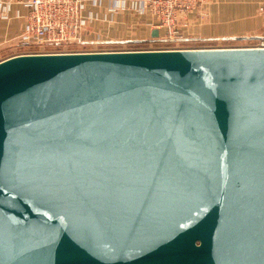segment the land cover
Masks as SVG:
<instances>
[{"label":"water","instance_id":"1","mask_svg":"<svg viewBox=\"0 0 264 264\" xmlns=\"http://www.w3.org/2000/svg\"><path fill=\"white\" fill-rule=\"evenodd\" d=\"M0 264H264V48L1 59Z\"/></svg>","mask_w":264,"mask_h":264},{"label":"built area","instance_id":"2","mask_svg":"<svg viewBox=\"0 0 264 264\" xmlns=\"http://www.w3.org/2000/svg\"><path fill=\"white\" fill-rule=\"evenodd\" d=\"M90 1L92 4H99L101 0ZM204 2L205 0H110L108 21L112 22L114 15L118 12L129 11L139 18L144 17L143 20L147 25L164 29V34L154 39V43H183L188 42L185 40L188 37L184 35L183 30L190 25L191 14L200 12L199 17L200 19L203 18L202 7ZM11 4L22 5L27 9V12L25 13V29L17 39V45L21 50L10 56L35 53L85 52L80 50H58V47L83 42L84 29L89 21L96 17L95 15H84L86 0H0V18L8 17ZM257 13L264 22V0L258 4ZM41 45L57 48L39 51L33 49ZM231 47L264 48V32L245 45ZM186 48L208 47L179 45L149 49Z\"/></svg>","mask_w":264,"mask_h":264},{"label":"crops","instance_id":"3","mask_svg":"<svg viewBox=\"0 0 264 264\" xmlns=\"http://www.w3.org/2000/svg\"><path fill=\"white\" fill-rule=\"evenodd\" d=\"M261 1L263 0H205L202 7L204 17L200 19V12L192 13L190 25L183 33L192 39V42L217 44L236 42L237 38H257L264 32V22L257 13V6ZM109 4L110 0H101L99 4L86 0L84 15L96 17L89 21L83 31L84 44L95 48L96 44L100 43H151L157 38L151 36L154 29L158 30V36L164 34V29L147 25L143 21L144 17L139 18L129 11L118 12L112 22L108 21ZM26 12L24 6L11 4L8 17L0 18V60L21 50L17 39L25 29ZM108 35L112 36L113 40L96 39ZM123 36L127 38H120Z\"/></svg>","mask_w":264,"mask_h":264},{"label":"rangeland","instance_id":"4","mask_svg":"<svg viewBox=\"0 0 264 264\" xmlns=\"http://www.w3.org/2000/svg\"><path fill=\"white\" fill-rule=\"evenodd\" d=\"M204 17V16H203ZM144 21V20H143ZM122 39H126L127 37L123 36L120 37ZM96 39L99 40H113V37L108 35V36H101V37H97ZM83 40H85V38L83 37ZM249 43V41L247 42H226V43H221V44H217V43H212V42H183V43H177V42H166L165 44H158V43H139V44H132V43H127V44H123V43H112V44H104V43H100V44H96L97 47H91L90 45H86L84 43H80V44H72V45H62L58 47V50H80V51H93V50H106V49H119V48H125L126 50H140V49H149V48H156V47H174V46H192V47H215L218 45H220L221 47H231V46H241V45H245ZM183 44V45H182ZM57 47H52V46H37L34 47L33 49L39 51V50H53ZM123 50V49H122Z\"/></svg>","mask_w":264,"mask_h":264},{"label":"trees","instance_id":"5","mask_svg":"<svg viewBox=\"0 0 264 264\" xmlns=\"http://www.w3.org/2000/svg\"><path fill=\"white\" fill-rule=\"evenodd\" d=\"M156 39V38H155ZM186 41H188V42H191V43H193L191 40L192 39H189V38H187V39H185ZM237 40V42H241V41H243V42H247V41H251V40H253V38H237L236 39ZM155 41V40H154ZM139 42H141V41H139ZM143 42V41H142ZM83 43V42H82ZM81 43V44H82ZM151 43H154V42H151Z\"/></svg>","mask_w":264,"mask_h":264},{"label":"bare ground","instance_id":"6","mask_svg":"<svg viewBox=\"0 0 264 264\" xmlns=\"http://www.w3.org/2000/svg\"><path fill=\"white\" fill-rule=\"evenodd\" d=\"M111 50H113V49H111ZM117 50V49H116ZM118 50H121V49H118ZM105 51H107V50H105Z\"/></svg>","mask_w":264,"mask_h":264}]
</instances>
